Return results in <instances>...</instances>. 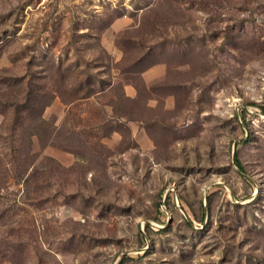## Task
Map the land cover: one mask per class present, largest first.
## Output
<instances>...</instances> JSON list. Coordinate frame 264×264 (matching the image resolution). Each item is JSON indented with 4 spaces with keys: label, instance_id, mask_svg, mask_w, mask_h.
I'll return each instance as SVG.
<instances>
[{
    "label": "rangeland",
    "instance_id": "1",
    "mask_svg": "<svg viewBox=\"0 0 264 264\" xmlns=\"http://www.w3.org/2000/svg\"><path fill=\"white\" fill-rule=\"evenodd\" d=\"M0 264H264V0H0Z\"/></svg>",
    "mask_w": 264,
    "mask_h": 264
},
{
    "label": "crops",
    "instance_id": "2",
    "mask_svg": "<svg viewBox=\"0 0 264 264\" xmlns=\"http://www.w3.org/2000/svg\"><path fill=\"white\" fill-rule=\"evenodd\" d=\"M144 78L148 83L154 80H161L166 75V66L163 64L150 67L144 72ZM124 90L129 97H136L137 91L131 82L124 83Z\"/></svg>",
    "mask_w": 264,
    "mask_h": 264
},
{
    "label": "trees",
    "instance_id": "3",
    "mask_svg": "<svg viewBox=\"0 0 264 264\" xmlns=\"http://www.w3.org/2000/svg\"><path fill=\"white\" fill-rule=\"evenodd\" d=\"M126 99H129V98L126 97ZM235 159H236L237 165L243 170V167L241 166L240 162L237 160V158H235Z\"/></svg>",
    "mask_w": 264,
    "mask_h": 264
}]
</instances>
